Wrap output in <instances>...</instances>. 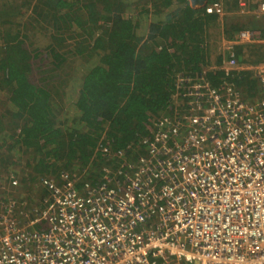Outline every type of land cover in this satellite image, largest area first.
<instances>
[{"label": "built area", "instance_id": "obj_1", "mask_svg": "<svg viewBox=\"0 0 264 264\" xmlns=\"http://www.w3.org/2000/svg\"><path fill=\"white\" fill-rule=\"evenodd\" d=\"M204 9L224 13L220 0ZM263 41L250 28L223 39L220 67L242 69L235 46ZM248 67L257 101L179 74L171 116L153 123L134 162L80 188L67 172L41 177L36 204L0 199V264H264V62Z\"/></svg>", "mask_w": 264, "mask_h": 264}, {"label": "trees", "instance_id": "obj_2", "mask_svg": "<svg viewBox=\"0 0 264 264\" xmlns=\"http://www.w3.org/2000/svg\"><path fill=\"white\" fill-rule=\"evenodd\" d=\"M32 2L0 4V89L7 101L0 110V180L7 188L12 187L11 174L25 189L61 172H68L80 188L85 181L103 180L105 167L134 162L145 152L153 123L171 116L179 74L203 76L215 87L230 84L249 103L261 97L259 80L248 66L264 62V42L235 46L242 69H222V55L211 56L208 43V30L220 17L191 6L190 0ZM221 2L224 10H237L236 0ZM26 12L52 28L45 35L49 44L39 57L40 69H33V41L27 42L28 32L21 31L27 19L16 25L9 19ZM222 18L225 38L250 28L259 29L264 39V27L233 14ZM67 31H74L69 38L77 41L71 49L60 45ZM69 56V70L76 57L81 62L78 88L55 81ZM36 69L38 84L30 76ZM5 193L0 192V199Z\"/></svg>", "mask_w": 264, "mask_h": 264}, {"label": "rangeland", "instance_id": "obj_3", "mask_svg": "<svg viewBox=\"0 0 264 264\" xmlns=\"http://www.w3.org/2000/svg\"><path fill=\"white\" fill-rule=\"evenodd\" d=\"M23 1L24 0H0V4L8 2V3H15L16 5H18L19 2H23ZM34 2H35V0H33L32 3H34ZM27 14H28V16H27ZM25 18L27 19V21H24ZM9 19L14 21L15 25L18 23H23V21H24V23L27 22V25H26L27 28H22L21 31L23 33L28 32L29 38L27 36V38H28L27 42H29L31 40L33 41V45L30 48L35 49V52H32V54H33L32 58L33 59L31 60V64H32L33 69L41 66V64H43V62L40 60L39 57L42 55L41 52L43 50H46L47 44H49V42L46 41L47 37L45 35H48L49 30H50V33L52 32V28L51 27L49 28L50 25L48 26L46 24V22L41 19V17H37V15H35L32 12L31 13L26 12V15H24V16L19 17V15H18L12 19L11 18H9ZM240 19L243 20L244 18H240ZM222 21H223V18H222ZM4 27L11 29V27L7 23L4 24ZM2 28H3V26L0 29H2ZM12 29L14 30V28H12ZM2 32H4V30H2ZM73 32L74 31H67L61 35V37L64 40H62V43L60 45H62L64 49H66V48L71 49L72 46L74 45V43L77 42V41L69 38V35L74 34ZM208 33L210 34V38L208 39V43L212 49L211 50L212 51L211 56H214L215 53L219 52L221 42H222L221 41L222 37H223V35H222V23L218 22L217 24L210 27L208 30ZM1 35H2V33H0V36ZM75 37L77 39L79 38L77 33H76ZM36 52H40L38 57H34L35 56L34 53H36ZM71 59H72V56H69L66 64L63 65V67H62V71L58 75H56L55 81H56V84H61V85H63L64 81H66L69 83L70 87L78 88V84L80 83L79 78L82 74V70L80 69L81 62H80V59L76 57L77 60L74 59V61L76 60L78 62L76 63L75 67H72L69 70V68L71 67L72 61H73ZM40 68H42V66L39 67V69ZM39 69L35 70L36 74L30 75L32 82L36 83V84L40 83L39 79L41 76H40ZM49 72H50V70H49ZM54 78H55V75H54ZM75 78H76V80H75ZM5 92L6 91L0 89V110L1 111L5 110L6 106H7V101H6V99H4V97L6 96ZM50 177H53V176H50ZM77 178H78V176L76 177V179ZM19 182L20 181L18 179L17 187H14V188L5 187L6 190H3V191H6V193L4 194L6 196L5 198L10 197V196H7V192H8L10 195L13 194V196H15L16 198L26 199L28 203H35L36 204L40 200V198L43 196V189L39 186L38 182H37L36 186L32 185L34 187H32V186L28 187V185H25V189L22 188L24 186L22 184H20ZM5 198L3 196V199H1V200H4ZM10 198H12V196Z\"/></svg>", "mask_w": 264, "mask_h": 264}, {"label": "crops", "instance_id": "obj_4", "mask_svg": "<svg viewBox=\"0 0 264 264\" xmlns=\"http://www.w3.org/2000/svg\"><path fill=\"white\" fill-rule=\"evenodd\" d=\"M221 1V0H220ZM260 0H247V9H248V12L247 13H241L239 12V9H238V4H237V10H234L232 9L231 11H228L227 9L224 10V13L222 15H220V22L222 23V17L224 15H229V14H233L235 16H237L238 18H244V20L250 24V23H255L257 25H259L260 27H264V14L262 15H256L254 10L257 8V4L259 3ZM207 2V0H206ZM253 30H256L259 37H260V31L259 29H253ZM260 39H262L260 37ZM264 40V39H262ZM264 42V41H263ZM258 43H262V42H258ZM253 44V43H252ZM254 44H257V43H254ZM246 46H249V43H246ZM245 46V47H246ZM219 54V52H217ZM251 66V65H249Z\"/></svg>", "mask_w": 264, "mask_h": 264}, {"label": "water", "instance_id": "obj_5", "mask_svg": "<svg viewBox=\"0 0 264 264\" xmlns=\"http://www.w3.org/2000/svg\"><path fill=\"white\" fill-rule=\"evenodd\" d=\"M190 3L193 7H202L206 3V0H190Z\"/></svg>", "mask_w": 264, "mask_h": 264}, {"label": "clouds", "instance_id": "obj_6", "mask_svg": "<svg viewBox=\"0 0 264 264\" xmlns=\"http://www.w3.org/2000/svg\"><path fill=\"white\" fill-rule=\"evenodd\" d=\"M206 3H207V2H206ZM206 3H205V4H206ZM205 4H204V5H205ZM204 5L202 6L203 8H204ZM204 10H205V9H204ZM205 13H206V12H205ZM206 14H207V13H206ZM219 17H220V16H219ZM223 39H227V38H225V37L223 36V37H222V40H223ZM222 40H221V41H222ZM220 52H221V47H220V49H219V53H220ZM67 173H68V172H67ZM49 177H50V176H49ZM52 178H54L55 180H58L59 177H57V178H56V177H52ZM39 180H40V179H39ZM39 180H38V184H39ZM39 186H40V184H39ZM40 187H41V186H40ZM41 188H42V187H41ZM42 189H43V188H42ZM4 190H5V189H4ZM43 190H44V189H43ZM43 194H44V193H43Z\"/></svg>", "mask_w": 264, "mask_h": 264}, {"label": "bare ground", "instance_id": "obj_7", "mask_svg": "<svg viewBox=\"0 0 264 264\" xmlns=\"http://www.w3.org/2000/svg\"><path fill=\"white\" fill-rule=\"evenodd\" d=\"M189 68V67H188Z\"/></svg>", "mask_w": 264, "mask_h": 264}]
</instances>
